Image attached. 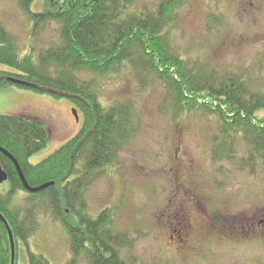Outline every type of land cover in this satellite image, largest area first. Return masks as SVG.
Masks as SVG:
<instances>
[{
    "label": "rangeland",
    "instance_id": "obj_1",
    "mask_svg": "<svg viewBox=\"0 0 264 264\" xmlns=\"http://www.w3.org/2000/svg\"><path fill=\"white\" fill-rule=\"evenodd\" d=\"M160 1L137 0L135 7ZM0 22L25 53L32 23L18 0H0ZM175 24L173 43L189 59L219 76L243 75L251 91L264 93V0H186ZM58 38L54 24L42 31L36 45L45 47ZM7 68L0 64V70ZM98 82L103 105L122 100L134 106V134L117 151L115 162L82 189L88 215L97 218L108 209L112 234H126L117 246L120 258L128 264H264L263 160L245 166L249 147L241 138L233 159L226 153L215 159L219 122L198 112L174 117L156 81L143 85L126 69ZM2 114L38 119L47 128L50 143L30 158L32 163L53 154L84 123L83 112L69 98L15 85L0 86ZM10 188L6 181L0 192ZM26 196L17 192L13 204L22 206ZM62 221L41 213L28 240L30 251L48 264L73 259ZM20 251L19 262L28 264ZM79 263L90 264L85 255Z\"/></svg>",
    "mask_w": 264,
    "mask_h": 264
},
{
    "label": "trees",
    "instance_id": "obj_2",
    "mask_svg": "<svg viewBox=\"0 0 264 264\" xmlns=\"http://www.w3.org/2000/svg\"><path fill=\"white\" fill-rule=\"evenodd\" d=\"M18 1L31 20L32 41L21 54L17 39L0 22V64L8 67L0 70V86L67 97L83 112L84 123L53 154L32 163L30 158L50 143L47 128L38 119L0 115V146L18 160L30 186L53 183L29 192L13 161L0 152L11 186L8 192H0V212L13 231L14 264H21L22 242L28 264H48L28 244L41 213L63 220L74 254L68 264H80L83 255L90 264H128L117 248L126 234H112L108 209L97 218L88 215L82 191L96 172L115 162L117 151L135 132L133 104L116 100L106 107L96 90L99 80L119 76L126 69L143 85L158 82L174 117L198 112L219 122L221 135L214 136L212 147L215 159L223 153L233 159L241 138L249 147L245 166H255L258 157L264 163V115L259 114L264 112V93L251 91L243 75L208 71L173 43L179 9L186 0H161L139 9L137 0ZM36 3L41 4L38 10L33 8ZM54 24L57 41L37 46L42 31ZM83 72L91 77L82 78ZM19 191L27 194L20 207L12 201ZM11 263L9 233L0 219V264Z\"/></svg>",
    "mask_w": 264,
    "mask_h": 264
},
{
    "label": "water",
    "instance_id": "obj_3",
    "mask_svg": "<svg viewBox=\"0 0 264 264\" xmlns=\"http://www.w3.org/2000/svg\"><path fill=\"white\" fill-rule=\"evenodd\" d=\"M74 113L76 115V118H78V114H77L76 110H74ZM0 152L5 154L7 157H9L13 161V163L15 164V166L18 170V173L20 175V178H21L26 190H28L29 192H32V193L39 192V191H41V190H43V189H45V188H47L53 184L52 182H49V183H45V184L38 186V187L30 186V184L28 183L18 160L8 150L3 148L2 146H0ZM7 180H8V173L0 165V185L3 184L4 182H6ZM0 219L5 224V226L8 230V233H9V238H10V242H11V252H12V263L11 264H14L15 258H16V250H15V240H14L13 231L10 227L9 222L7 221V219L5 218V216L1 212H0Z\"/></svg>",
    "mask_w": 264,
    "mask_h": 264
},
{
    "label": "flooded vegetation",
    "instance_id": "obj_4",
    "mask_svg": "<svg viewBox=\"0 0 264 264\" xmlns=\"http://www.w3.org/2000/svg\"><path fill=\"white\" fill-rule=\"evenodd\" d=\"M79 118H77V120H78ZM21 248H23V249H25V245H24V243L22 242V247H20V249Z\"/></svg>",
    "mask_w": 264,
    "mask_h": 264
},
{
    "label": "bare ground",
    "instance_id": "obj_5",
    "mask_svg": "<svg viewBox=\"0 0 264 264\" xmlns=\"http://www.w3.org/2000/svg\"><path fill=\"white\" fill-rule=\"evenodd\" d=\"M1 165V164H0Z\"/></svg>",
    "mask_w": 264,
    "mask_h": 264
}]
</instances>
